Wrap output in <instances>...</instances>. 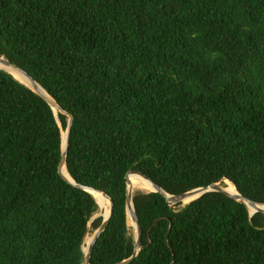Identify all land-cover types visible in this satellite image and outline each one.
I'll return each instance as SVG.
<instances>
[{
    "label": "trees",
    "instance_id": "trees-1",
    "mask_svg": "<svg viewBox=\"0 0 264 264\" xmlns=\"http://www.w3.org/2000/svg\"><path fill=\"white\" fill-rule=\"evenodd\" d=\"M0 57L74 117L68 173L113 202L90 264L133 253L131 171L170 195L228 181L264 204V0H0ZM67 124L0 70V264H84L103 218L58 173ZM133 202L131 264H264V214L222 193Z\"/></svg>",
    "mask_w": 264,
    "mask_h": 264
},
{
    "label": "water",
    "instance_id": "water-1",
    "mask_svg": "<svg viewBox=\"0 0 264 264\" xmlns=\"http://www.w3.org/2000/svg\"><path fill=\"white\" fill-rule=\"evenodd\" d=\"M0 65H1L0 70H3L5 72L9 73L12 76H13V73H15L18 76L24 78L28 82L29 85L24 84V83L20 82L19 80L18 81L20 83H22L23 85L27 86L28 88H30L38 96H40L54 110V112L56 114L57 113H61V114H64L65 116L68 117V124H67V128H66L67 136H66V144H65V146H63V137H62V153H61L60 163H59V166H58L59 175L64 180H66L68 183L76 186L77 188L85 190V191H87L89 193H91L90 191L99 192L106 199L109 200V203H110L109 215L107 217H103V213L101 212V214L99 216V217L103 218L101 225L94 232L93 237L91 238L90 242L86 246H84V241H83L82 250H83V253H84V264H90V258H91V254H92L93 248H94L95 244L97 243L99 237L102 235V233L107 228V226H108V224L110 222V219L112 217V214H113V202H112L111 198L107 194H105L104 192L97 191V190H94L92 188H88V187H85V186H82V185H77L73 181V179L71 177H70V179H68L67 177H65L62 174V168H63L64 165H66V160H67V156H68L69 136H70V133H71V130H72L74 117L71 114H69L68 112H66L65 110H63L54 101V99L43 89V87L36 80H34V78L32 76H30L23 68H21L20 66L10 62L9 60L5 59L4 57H0ZM130 175H137V176L143 178L144 180H146L152 187V191L151 192L161 195L170 206L182 203L185 200L193 198V197L198 196V195H199L198 198H200L201 196H203L206 193L218 192V193H222V194L234 199L235 201L245 205L246 208L248 209V211H249L250 208L253 209L254 213L250 214V212H249L250 216H253L256 213L264 214V204H259V203L253 202V201L249 200L248 198L243 197L238 192H237L236 195H232V194L228 193L219 184H212V185H209V186H206V187L196 188V189H193L191 191L184 192V193L178 194V195H170L166 191H164L160 186H158L152 180H150L147 176H145V175H143V174H141L139 172H136V171H131V172H129L126 175V184H127L126 212H127V217L130 218L131 221L133 222L134 229H135V236L133 237L134 249H133V253H132L130 258H128L126 260H123L121 262H118L116 264H131V262H133L139 256L141 250L144 248V246L142 245L141 226H140V222L138 220V217H137V214H136V211H135L134 202H133L134 189L132 188V186L130 184V181H129V176ZM89 229H90V225L88 226L87 231Z\"/></svg>",
    "mask_w": 264,
    "mask_h": 264
},
{
    "label": "bare ground",
    "instance_id": "bare-ground-1",
    "mask_svg": "<svg viewBox=\"0 0 264 264\" xmlns=\"http://www.w3.org/2000/svg\"><path fill=\"white\" fill-rule=\"evenodd\" d=\"M0 67H1V65H0ZM13 76L17 80H19L20 82L29 85L28 82L24 78L18 76L17 74L13 73ZM62 136H63V146H65V144H66V136H67L66 131H64L62 133ZM62 174L65 177H67L68 179H70V175L68 173L66 165H64L63 168H62ZM130 176H137V175H130ZM130 176H129V181H130V184H131V186H132V188L134 190L139 189V190H143V191H147V192H151L152 191L151 185L146 180H144L141 177L138 178L139 176L138 177H130ZM224 184H225V186H222L220 184L219 185L222 186L228 193H230L232 195H236L237 194V190L235 189V187L230 182L225 181ZM90 192L94 196V198L96 199V201L98 203V206L100 207L101 212L103 213V217H107L109 215V210H110L109 200L106 199L99 192H95V191H90ZM198 197H199V195L195 196L193 198L187 199L184 202H182V205L186 206L189 203H191L192 201L196 200ZM249 212H250V214H253L254 210L250 208ZM89 242H90V238H88V236H86L85 239H84V245L88 244Z\"/></svg>",
    "mask_w": 264,
    "mask_h": 264
},
{
    "label": "rangeland",
    "instance_id": "rangeland-1",
    "mask_svg": "<svg viewBox=\"0 0 264 264\" xmlns=\"http://www.w3.org/2000/svg\"><path fill=\"white\" fill-rule=\"evenodd\" d=\"M140 191L141 192H144V193H149L147 191H143V190H139V189L134 190V192H140ZM182 207H184V205L179 206L177 209H181ZM100 214H101V209L99 207L98 213L94 216L93 219L98 218L100 216ZM128 227H129V235L132 236V237H134L135 236V229H134L133 222L131 221L130 218H128ZM93 235H94V232L92 231L91 226H90V229L88 230V233H87L86 236H88V238H90V240H91V238L93 237ZM86 245L87 244H85L84 246H86Z\"/></svg>",
    "mask_w": 264,
    "mask_h": 264
}]
</instances>
